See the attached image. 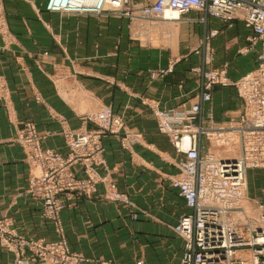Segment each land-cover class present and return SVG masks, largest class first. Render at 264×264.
I'll list each match as a JSON object with an SVG mask.
<instances>
[{
	"label": "crops",
	"instance_id": "obj_1",
	"mask_svg": "<svg viewBox=\"0 0 264 264\" xmlns=\"http://www.w3.org/2000/svg\"><path fill=\"white\" fill-rule=\"evenodd\" d=\"M0 1V220H10L9 228L24 238L56 239L51 220L27 192L33 167L17 136L32 122L42 147L66 157L63 129L96 127L85 115L108 106L141 138L123 146L122 135L102 137L96 192L60 212L68 246L86 258L83 264L179 263L184 240L172 227L191 209L171 184L182 155L158 131L154 109L188 108L202 80L193 68L226 65L231 83L212 86L197 120L236 124L244 106L234 83L257 69L261 50L260 42L247 48L252 30L240 18L227 21L197 10L151 26L142 19L51 11L49 0ZM169 65L165 75L150 76ZM71 170L85 176L81 163ZM263 182V169L246 170L247 196L248 183L257 186L251 187L255 202L264 198ZM109 184L144 211L136 220L101 197ZM13 260L0 244V264Z\"/></svg>",
	"mask_w": 264,
	"mask_h": 264
},
{
	"label": "built area",
	"instance_id": "obj_2",
	"mask_svg": "<svg viewBox=\"0 0 264 264\" xmlns=\"http://www.w3.org/2000/svg\"><path fill=\"white\" fill-rule=\"evenodd\" d=\"M47 9L74 15H115L149 20H174L197 10L227 21L240 18L252 30L247 48L260 42L261 50L257 69L234 83L246 108L236 124L207 129L196 122L201 104L211 97L212 86L231 83L226 76V65L203 72L198 99L191 106L157 110L156 116L158 131L166 134L175 151L182 155L180 172L171 179V184L178 188L191 209L174 226L184 240V251L180 262L173 264H264V198L257 201L256 227H247L245 220L247 233L232 235L227 219L244 198L246 169L264 170V0H49ZM213 35L214 31L209 34ZM169 71L171 65L151 71L150 76L160 77ZM84 119L94 122L96 127L62 131L69 147L67 157L42 147V135L32 122L25 123L17 136L28 159L41 168L39 175L30 177L28 192L41 203L47 217L53 212L54 218L57 217L61 208L57 196L68 194V190H94L93 167L103 162V135H122L124 145L140 137L138 132H129L122 119L107 107ZM203 140L206 147L209 146L206 154L201 153L205 145ZM235 143L238 156L216 155L218 148H230ZM79 161L87 168L85 180L58 169ZM60 177L65 183L57 185ZM8 228L9 222L0 220V236L6 245L16 249L14 264H35L37 257L39 264H61L62 260L69 264L83 263L80 255L68 250L62 235L56 243H46L41 239L9 236ZM26 249L32 252L30 257H25Z\"/></svg>",
	"mask_w": 264,
	"mask_h": 264
},
{
	"label": "rangeland",
	"instance_id": "obj_3",
	"mask_svg": "<svg viewBox=\"0 0 264 264\" xmlns=\"http://www.w3.org/2000/svg\"><path fill=\"white\" fill-rule=\"evenodd\" d=\"M142 1V0H141ZM73 15V14H72ZM205 15V14H204ZM2 16V6H1V1H0V17ZM83 16H87V15H83ZM90 16V15H89ZM103 16H115V15H103ZM182 15H180L179 17H181ZM206 16V15H205ZM207 17V16H206ZM142 20H145L143 21L144 22V25L148 24V25H155L157 22L159 21H165V20H149V19H142ZM2 24V23H1ZM153 28V27H151ZM154 34V33H153ZM137 37L141 38L143 40V37L139 35V33L136 35ZM152 39H151V43L153 45L157 44L158 43V40L155 38L154 35H152ZM145 40V39H144ZM145 43V42H144ZM196 71L195 72H198L200 73L201 75V78L203 79V72L205 71H209V70H203V69H200L198 67H196ZM211 70V69H210ZM202 82V80H201ZM201 84V83H200ZM221 85V84H220ZM199 84L197 86V89H196V92L193 96V98H195V100L191 103L193 104L194 102H196V100L198 99V93H199ZM211 100V97L209 99V101ZM184 105L183 103H181L179 106H182ZM191 106V105H190ZM243 106H244V112H246V108H245V104L243 102ZM109 108L108 106H103L100 110H102L103 108ZM172 109V108H171ZM99 110V111H100ZM157 110H160V109H154V114L156 116V111ZM97 111V112H99ZM93 113H96V112H92V113H88L86 114L85 116L89 115V114H93ZM115 114V113H114ZM200 115V114H199ZM121 118V117H120ZM156 119H157V116H156ZM85 120V119H84ZM86 121V120H85ZM87 121H90V120H87ZM92 122V121H90ZM197 123L203 125L202 123V120H198L196 121ZM238 122V121H237ZM94 123V122H92ZM235 124V123H233ZM157 125H158V120H157ZM125 126V125H124ZM204 126V125H203ZM224 125H218L216 124L215 122H213L212 118L210 117L208 119V124L206 126H204L205 128L207 129H211L213 127H223ZM125 128L129 131V132H138L140 133L138 130H135V129H130V128H127L125 126ZM158 128V127H157ZM66 129V128H64ZM68 129V128H67ZM80 129V128H79ZM89 129H92V128H89ZM71 130V129H69ZM78 130V129H77ZM72 131H76V130H72ZM161 133V132H160ZM164 134V133H162ZM166 135V134H165ZM104 136V135H103ZM102 136V137H103ZM167 136V135H166ZM168 137V136H167ZM120 138V137H119ZM141 138V133H140V137L136 140L138 141L139 139ZM169 139V138H168ZM66 141V140H65ZM135 141V142H136ZM170 141V140H169ZM101 142H102V138H101ZM133 142H129V144H131ZM67 144V143H66ZM22 145V144H21ZM127 144H123V146H126ZM68 146V145H67ZM103 146V144H102ZM24 148V147H23ZM205 148H206V151L205 153L203 154H206L208 151H209V146L206 147V144H205ZM69 149V147H68ZM53 150V149H52ZM55 151V150H54ZM104 151V149H103ZM211 151H213V149H211ZM210 151V152H211ZM26 152V150H25ZM56 152V151H55ZM58 153V152H57ZM216 155L217 156H221V157H236L239 155V151H238V144L235 143L234 145H232L230 148H225V147H221V148H218L216 151H215ZM68 155V154H67ZM62 156V155H61ZM63 157V156H62ZM67 157V156H66ZM26 159L29 163V165L31 167H33V170L31 171V174H30V177L32 175H39L40 172H41V168L36 165V164H33L27 157V154H26ZM103 162H104V157H103ZM102 162V163H103ZM76 163H81L82 164V171L84 173V177H78L75 175V173L71 170V166L73 164H75L74 162L72 164H70L69 166H65L64 168H58L59 170H63V171H68L70 173H72L74 175V177L76 179H79V180H85L87 179L88 175H87V168L85 167V165L83 164V162L79 161V162H76ZM102 163L100 164H97L96 166H94V172H95V182H94V190L93 189H90V190H82V191H79V190H68L66 192H68V194H62V195H59L57 196V199L59 200L60 204H61V208L58 210V213H57V217L56 219L54 218V212L52 213L51 216H48V219L51 220L52 224H53V227H54V230H55V233H56V239L53 240V241H49V242H46V243H56L60 238H61V235L63 236V238L65 239V242H66V246L68 248V250L71 252V253H74V254H77V255H80L82 258H83V263L85 262L86 258L79 252H75V251H72L70 250L69 246H68V243H67V239L65 237V234H64V229H63V226H62V222H61V217H60V212L62 209L64 208H71L73 207L74 205L77 204L78 201H81L83 200L84 198L86 199H90L92 197V195L96 192V185L97 183L99 182L100 178H99V175L97 173V170H96V167L98 165H101ZM248 169V168H247ZM246 169V170H247ZM250 169V168H249ZM252 169V168H251ZM30 177H29V181H30ZM245 179H246V171H245ZM248 182L250 183V180H249V177H248ZM57 185H62L65 183L64 179L63 178H58L57 181H56ZM248 183V186H249V195L247 196V193L245 192L244 194V198L241 199L240 202H238V205H237V209H235L233 212H231V214L228 216L229 218L228 221V224H229V229H230V233L232 235H235L236 233H247L248 230H246L247 227H251L254 228L256 227V224H257V219H258V216H259V207H258V204L257 202L253 201V197H252V193H251V190L253 189L254 191H257V186L254 184V185H251ZM28 187H29V183H28ZM252 187V189H251ZM264 188V182L261 184V186H259V188ZM27 192H28V189H27ZM29 193V192H28ZM118 196V197H116ZM101 197L107 201H111V202H115L116 204H119L121 205L122 207L124 206L127 211H128V214L130 215L131 219L132 220H136L138 218V215L140 212H144L142 211L133 201H131L128 197V195L124 194V193H121L119 191H117L115 188H111V184L108 185V187H106L105 191L103 192V194L101 195ZM35 199V198H34ZM38 201V200H37ZM40 203V202H39ZM41 204V203H40ZM42 207V205H41ZM6 219L8 222H9V225H10V220H8L7 218H3V220ZM247 219V227L245 226V220ZM2 220V219H1ZM178 223V222H177ZM175 226V225H174ZM174 226L172 227V230L175 232L174 230ZM254 226V227H253ZM251 228V229H252ZM9 229V236H15V237H19V238H24L23 236L21 235H18L16 234L11 228H8ZM60 229V231H59ZM179 237H181L178 233H176ZM182 238V237H181ZM25 240H27V238H24ZM183 239V238H182ZM5 240L3 237L0 236V244L1 246H3L5 249H7L8 251H11L13 252L14 254V260L12 261L11 264H14L15 262V259L17 257V254H16V249L12 246H8L5 244V242L3 241ZM28 240H39V239H28ZM42 240V239H41ZM31 253L32 252H29L28 249L25 250V257H30L31 256ZM34 256V255H33ZM139 262V261H138ZM82 263V264H83ZM35 264H39V258L37 257V263ZM61 264H69L67 262H65L64 260L61 261ZM170 264H173V263H170Z\"/></svg>",
	"mask_w": 264,
	"mask_h": 264
},
{
	"label": "bare ground",
	"instance_id": "obj_4",
	"mask_svg": "<svg viewBox=\"0 0 264 264\" xmlns=\"http://www.w3.org/2000/svg\"><path fill=\"white\" fill-rule=\"evenodd\" d=\"M169 14H170V13H168L167 15H169ZM172 15H174V16H175L176 14H175V13H173Z\"/></svg>",
	"mask_w": 264,
	"mask_h": 264
}]
</instances>
